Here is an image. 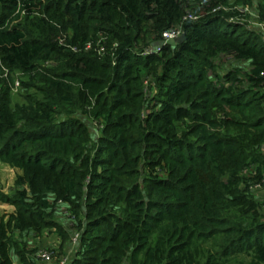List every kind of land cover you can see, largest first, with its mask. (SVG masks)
<instances>
[{"label":"trees","instance_id":"obj_1","mask_svg":"<svg viewBox=\"0 0 264 264\" xmlns=\"http://www.w3.org/2000/svg\"><path fill=\"white\" fill-rule=\"evenodd\" d=\"M253 3L0 0V264H36L22 240L46 229L73 244L66 264H264ZM16 72L35 93L11 105Z\"/></svg>","mask_w":264,"mask_h":264},{"label":"rangeland","instance_id":"obj_2","mask_svg":"<svg viewBox=\"0 0 264 264\" xmlns=\"http://www.w3.org/2000/svg\"><path fill=\"white\" fill-rule=\"evenodd\" d=\"M258 4V0H254V3L252 5V8H250V14H247V21L249 25H247L249 28L253 30H259L258 26L256 25L257 22V13H256V6ZM180 36V35H179ZM222 65H225L224 63ZM13 80H19V81H28V79L24 76H21V73H13L12 75ZM30 93L33 94L35 93V90L33 88L26 89L20 85L15 90H12L9 93V97L11 100V105L15 103H23L24 102V95ZM253 169V168H252ZM242 175H246L247 177L250 175H254V171H245L242 172ZM13 178H14V172L13 170L8 167L5 164H0V187L1 189L6 192L10 189V186L13 183ZM252 184H249L250 187V193L252 196H254L258 201L262 203L261 206V214L262 217L264 218V189L255 186L257 185V181H252L250 182ZM5 209V211H8L9 207L6 205H2L0 203V213ZM58 219H61V215L58 214ZM26 245L27 249L30 251V257H34L36 260V264H59V261H57V255L58 257L61 255H67L72 253L73 250V244L72 245H67L64 244L63 248H61V239L60 237L53 231L51 230H44L40 234H26V236L23 237V240ZM48 249H53L54 253L49 261H45L41 258H37L35 256V253L39 250H48ZM228 264H250L249 258L243 254H234L230 258Z\"/></svg>","mask_w":264,"mask_h":264},{"label":"built area","instance_id":"obj_3","mask_svg":"<svg viewBox=\"0 0 264 264\" xmlns=\"http://www.w3.org/2000/svg\"><path fill=\"white\" fill-rule=\"evenodd\" d=\"M238 9L241 12H243V14H246V15L250 14V12H248V10L250 11V9L248 7L238 8ZM184 18L196 19L197 16L192 14V13H187ZM245 20L247 21V18H245ZM257 22L258 23H256V25L259 27L258 29L261 32L262 39L264 40V20L258 21V18H257ZM181 34H182V31L179 28L165 31L162 33L163 42L164 43H171V41L175 40ZM156 50H159V47H156ZM6 75H7V73L0 74V78L6 77ZM18 87H20V81L19 80H13V83L11 86L12 90L17 89ZM0 88H1V83H0ZM255 186H258V187L264 189V179ZM52 254H53L52 251H49V250H39L35 253V256L37 258H41L45 261H49L52 257ZM66 261H67V258L62 257L59 259V264H66Z\"/></svg>","mask_w":264,"mask_h":264},{"label":"water","instance_id":"obj_4","mask_svg":"<svg viewBox=\"0 0 264 264\" xmlns=\"http://www.w3.org/2000/svg\"><path fill=\"white\" fill-rule=\"evenodd\" d=\"M185 39L184 33H182L179 37H177L175 40L171 41V43H176V42H182Z\"/></svg>","mask_w":264,"mask_h":264}]
</instances>
